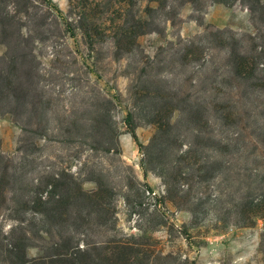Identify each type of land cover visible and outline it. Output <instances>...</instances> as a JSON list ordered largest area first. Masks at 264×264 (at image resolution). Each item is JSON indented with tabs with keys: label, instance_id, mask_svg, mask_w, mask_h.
I'll return each mask as SVG.
<instances>
[{
	"label": "rangeland",
	"instance_id": "obj_1",
	"mask_svg": "<svg viewBox=\"0 0 264 264\" xmlns=\"http://www.w3.org/2000/svg\"><path fill=\"white\" fill-rule=\"evenodd\" d=\"M52 1L61 14L45 0H0V264H26L56 240L30 199L58 176L61 190L75 182L98 188L96 202L114 207L91 218L80 243L126 236L150 250L156 242L171 256L153 264H264V220L240 222L264 187V86L252 67V84L229 78L232 53L261 43L264 0H163L161 8L93 0L91 41L81 0ZM246 3L256 9L253 22ZM133 16L146 21L145 33L117 50L113 31ZM170 110L172 126L153 139ZM127 112L151 148L139 149L127 132ZM185 147L194 152L189 161L178 156ZM162 164L192 169L157 215Z\"/></svg>",
	"mask_w": 264,
	"mask_h": 264
},
{
	"label": "trees",
	"instance_id": "obj_2",
	"mask_svg": "<svg viewBox=\"0 0 264 264\" xmlns=\"http://www.w3.org/2000/svg\"><path fill=\"white\" fill-rule=\"evenodd\" d=\"M45 1L50 7L61 14L60 9L52 0ZM115 1L121 4L125 3L126 5L134 3V0ZM150 1H157L158 7L160 8L165 6V1L163 0ZM258 1L259 0L256 2ZM181 2L184 3L186 0H182ZM220 2L227 6H231L236 0H221ZM93 4L98 5L94 3L93 0H81L80 2V16L82 18L83 34L85 38L90 41L95 34V30L98 28L95 21L98 18V14L91 13V10H93ZM245 6L250 11L253 22V15L255 14L256 9L249 3H246ZM149 8L147 7V9ZM261 14L264 15V11H261ZM145 24V20L134 16L129 22L126 21V24H118L117 27H115V31H113L115 48L117 50H121L122 48L129 50L132 45L135 44L136 38L145 33L143 27ZM256 29L259 31L258 27H256ZM219 32L223 33V31ZM260 40L261 43L255 44L251 53H245L243 51L232 53V58L229 62L230 73L231 76L233 75L232 77H229L231 80L237 78L241 81L238 84H252V80L247 75V70L252 67L261 72L258 79L261 82L260 84L264 86V35L261 36L260 34ZM171 110L167 115L166 111H162L165 113V123L157 121L158 123L155 125L156 131L153 139L163 137L167 133L166 128L172 126ZM157 115L161 116V112L158 111ZM124 120L127 132L130 134L139 149L151 148L149 145L144 146L139 141L134 128L133 116L130 112H127ZM178 153L179 158L181 157L182 160L189 161L194 152L191 147H185V149L179 150ZM146 156L152 161L153 152H148ZM141 166L145 176V162L143 160ZM186 167L192 169L191 164L160 165L157 174L160 176L165 186L166 196L157 197L155 193L153 194L157 201L152 207L153 213H157V215L160 213L162 215L163 213L160 212L159 205L162 206L165 198L171 202H175L174 196L183 192V189H180V184L181 186L183 185L181 174L184 173L183 170ZM54 181L55 183L50 185V189H47L46 191H42L37 187L33 192V197L30 199V205L36 210V212H39V214L42 215L43 219L45 218L47 222H50L53 229L58 232L57 238L54 242H48L45 240L46 246L42 247V256L28 260L26 264H132L135 262L140 263L144 260L146 264H153L154 261L152 258L165 259L166 257L171 256L170 254L163 255V252L156 248V242L153 244V249L148 250V248L142 247V243L132 241L134 239L133 237L123 236L121 238H111L103 244L105 246H99V244L91 243L90 241H83V243H80L78 234H85V232L89 230L88 224L91 223V218L102 213H111V215H114V207L106 206V204L99 201L96 202L97 197L102 198L101 192L98 188L96 190L85 191L82 188V184L75 182L72 185L67 184L66 189L61 190L62 183L59 180V176L58 178H54ZM145 186V190L148 193L154 192L148 184ZM169 194L170 196L172 194V197H169ZM240 211L242 212L240 222L244 225L252 223L256 216H259L264 220V187H262L261 191L257 194V198L251 200L246 207L243 206ZM166 223V221H161L159 225ZM154 228L156 227H151L152 230ZM41 231L43 230L41 229ZM45 232L47 233L49 231ZM183 233L186 237L188 236L185 231H183ZM261 244L264 246V227L261 233ZM184 263H187V260H185Z\"/></svg>",
	"mask_w": 264,
	"mask_h": 264
}]
</instances>
